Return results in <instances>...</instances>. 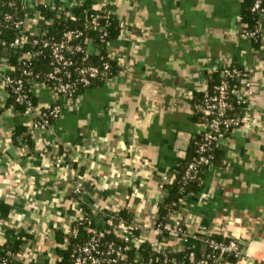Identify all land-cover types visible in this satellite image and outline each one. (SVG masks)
<instances>
[{
  "label": "crops",
  "instance_id": "0c3cea01",
  "mask_svg": "<svg viewBox=\"0 0 264 264\" xmlns=\"http://www.w3.org/2000/svg\"><path fill=\"white\" fill-rule=\"evenodd\" d=\"M52 1L60 9L80 2ZM88 1L111 4L123 23L108 45L121 68L74 98L38 85L37 104H61L62 113L37 133L32 150L12 135L32 116L0 112V243L15 230L23 264H57L84 204L100 228L104 211L127 208L140 234L157 238L164 182L205 126L192 117L191 94L207 86L211 71L234 63L256 87L250 118L221 139L224 164L208 167L203 188L174 218L238 238L246 255L234 264H264V31L259 47L242 34L244 0ZM166 245L183 241L172 235Z\"/></svg>",
  "mask_w": 264,
  "mask_h": 264
},
{
  "label": "trees",
  "instance_id": "16d2710c",
  "mask_svg": "<svg viewBox=\"0 0 264 264\" xmlns=\"http://www.w3.org/2000/svg\"><path fill=\"white\" fill-rule=\"evenodd\" d=\"M264 3V0H263ZM254 0H244L240 18L242 21L241 31L254 30L258 26V32L256 37H252V42L256 46L261 45L264 24H263V11H255L253 9ZM39 9L44 16V19L37 21L34 24V28L37 30H45L47 34H53L61 36L62 33L67 29L78 28L85 32V35L90 38L95 50L90 54L86 55L84 52L72 53V56L77 59L75 65L93 63L103 65L108 62L110 64L109 77H112L121 65L118 60L110 53L108 48L109 42L112 38L117 37L123 31V23L118 17L111 4H105L100 7H96L92 2L88 0H80L79 3L70 5L66 10H62L58 7H51L49 5L39 4ZM13 14L12 19H18L26 16L27 11L24 9L23 0H0V14ZM96 15L100 21V25L94 28L89 24V19ZM262 22V23H261ZM15 27H11L2 31L1 37H5L9 42L15 38ZM28 49L38 50L37 54L32 56L30 59H21L20 53L27 51ZM21 52L14 51L10 46V43H0V56H5L9 63L16 67V74L21 75L24 79V90L28 93V96L34 103H36L37 96L35 93V83L43 79L38 77L37 74H43L52 69L51 57L49 51L43 49L39 45L33 46L31 43H27L21 50ZM73 65L72 68L75 66ZM233 65L243 68L240 65ZM25 69H31L32 73H26ZM244 69V68H243ZM77 75H73L75 78ZM223 79L222 69H216L211 71L208 76L207 86L204 89L196 90L191 95V102L193 104L192 117L198 122L204 124L202 113L197 110L196 103L204 97V95L210 91H214L213 85L219 83ZM46 81V79H45ZM102 78H95L89 85V87L103 82ZM52 84V83H50ZM86 88H76L75 92H82ZM55 104L48 106H40V111L48 113L50 125L58 118L53 115L50 111ZM5 108H11L16 113L25 114L26 103L16 99L14 95H10L6 101V105L0 107V112ZM239 108H236L238 111ZM41 118L38 114L34 117V120ZM204 129L195 132L190 140L186 157L178 163L171 174V179L164 182V194L162 195L161 201L157 207V219L155 226L160 225L163 227L164 224L171 221L170 215L172 211L179 208L183 200L192 193L198 192L203 188L205 184V178L207 175V169L210 165L224 164L222 160V150L219 148L218 143L214 142L211 148L203 152L210 157L209 162H199L196 167L188 170V166L191 162L196 161L202 154L199 151L200 144L204 139ZM231 132L228 131L227 133ZM226 133V134H227ZM13 140L16 143L22 144V146L28 147L32 150L36 145V133L32 129L31 123L17 124L12 132ZM63 150V148H61ZM64 151V150H63ZM84 218L82 221L74 223V232L70 235L67 244V249L57 264H71L74 260V250L77 244L83 243L87 240L91 231V226H96V219L92 214L91 207L87 204L83 205ZM103 219L109 222L111 216H114L113 221L119 223L124 221L128 225L133 227V232L136 235H140V228H135L137 225L134 214L127 208L121 210H106L104 211ZM183 231H187V227L184 224H180ZM183 231L179 232L180 236L183 235ZM6 238L0 243V264H2L3 258L9 260L8 264H21V260L17 257L19 250L22 247L23 237L22 234L15 230L7 229ZM167 231L164 229L162 235L159 236L160 242H165L163 235ZM214 238L219 241H227L228 236L221 232H212L210 234L199 231L196 236H188V242L182 248L161 249L157 251L153 248L152 241L145 240L140 243L139 246H132L127 252L128 256L122 259V264H143L144 261H150V264H198V261L204 257L207 253L211 252V259L219 255V250H211L209 242L205 239ZM116 241L118 243L123 242V239L115 232L111 225H106L105 234L103 241ZM195 242L193 248L189 246L190 242ZM242 248L244 245L240 242ZM8 251L11 252L8 253ZM194 254V258H190V253ZM14 254V256H13ZM245 255V251L243 250ZM141 258V259H140ZM225 261L236 262L240 259V256H235L233 252H227L222 257ZM42 264H52L45 262Z\"/></svg>",
  "mask_w": 264,
  "mask_h": 264
},
{
  "label": "built area",
  "instance_id": "2783aa9c",
  "mask_svg": "<svg viewBox=\"0 0 264 264\" xmlns=\"http://www.w3.org/2000/svg\"><path fill=\"white\" fill-rule=\"evenodd\" d=\"M23 4L27 14L22 18L12 19L13 14L11 13L0 14V34L11 27L17 29L13 40L9 42L5 37L0 36V43H10L13 50L18 52H21L20 50L27 43H31L33 46L39 45L49 51L53 67L42 75L37 74L38 77H43V79L35 83V90L38 85H44L66 98H74L79 93L75 92L76 88L84 87L87 89L93 79L98 77L104 80L110 78V64L108 62L103 63V65L93 63L75 65L77 59L72 56V53L84 52L86 55H90L95 50L90 38L85 35L83 30L78 28L67 29L61 36H56L47 34L45 30L34 28V24L37 21L44 19L39 9V4L57 7L52 0H23ZM69 7L62 10H66L68 13L67 9ZM253 9L264 12L263 0H254ZM89 24L97 28L100 25V21L96 15H93L89 19ZM257 32L258 26L254 30H247L242 32V34L251 39L256 37ZM37 52L38 50L36 49H28L20 53V58L28 60L36 55ZM73 65L75 66L72 68ZM221 69L223 79L213 85L214 91H208L196 103V108L202 113L204 119L205 131L204 139L199 148L202 154L196 161L190 163L188 166L189 171L195 168L199 162H209L210 157L203 152L211 148L214 142L219 143L228 131L241 127L250 118L252 99L256 93V87L250 72L232 63L224 65ZM24 71L32 73L31 69H25ZM16 72V67L9 63L5 56H0V101L1 99L7 101L10 95H14L17 100L26 103L25 113L32 116L33 131L37 134L47 130L51 126L48 113L45 111L41 113L37 102L34 103L29 98L28 93L24 90V79L21 75H17ZM74 74L77 75L75 78H73ZM6 101L3 106L6 105ZM237 107L239 108L238 111H236ZM50 112L59 117L62 113V105L56 103ZM38 114L41 115V118L34 120V117ZM179 208L172 211L170 215L171 221L164 224L163 227L160 225L155 226L157 238L152 240L155 250L161 251V249L169 248L166 243L172 235H176L177 238L183 241V246H185L188 242V236H196L197 232H199L198 230H191L185 222L177 221L174 218L175 211ZM113 219L114 216H111L107 225L113 227L115 232L123 239V242L118 243L113 240L104 242L103 237L106 226L104 228L91 226L89 228V231H91L90 237L83 243L76 245L73 254L74 260L71 264H122V259L128 256L127 251L132 246H139L140 243L146 240L142 234L136 235L132 226L124 221L116 223ZM180 224H184L187 227V231H183ZM135 228L141 229L138 222ZM164 229L167 231L163 235L166 241L161 243L159 236L162 235ZM181 231H183L184 236H180L179 232ZM202 232L212 233V231ZM223 234L226 235L225 233ZM226 236L229 237L227 241H219L214 238L205 239V241L209 242L211 250H219V255H214V258L211 259V252H209L198 261V264H234L242 260L246 253L245 255L243 254L244 248H242L240 240L236 237ZM193 243L195 244L193 241L189 243L192 248L194 246ZM227 252H233L235 256L239 255L240 259L236 262L223 260L222 257ZM8 253L11 254L10 251ZM190 258H194L192 252L190 253ZM2 261V264H8L9 262L7 258H3ZM150 261H144L143 264H150ZM42 263H45V261L37 264Z\"/></svg>",
  "mask_w": 264,
  "mask_h": 264
}]
</instances>
